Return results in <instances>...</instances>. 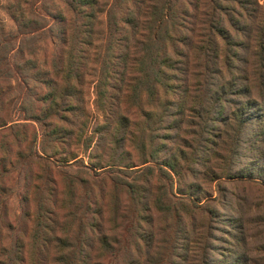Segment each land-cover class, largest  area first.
Segmentation results:
<instances>
[{"label": "trees", "instance_id": "16d2710c", "mask_svg": "<svg viewBox=\"0 0 264 264\" xmlns=\"http://www.w3.org/2000/svg\"><path fill=\"white\" fill-rule=\"evenodd\" d=\"M59 1L66 11L59 13L58 16H51L52 23L35 10L37 2L46 5L49 0L26 2L27 12L18 8L21 5H17L18 7L14 9L16 14L11 16L16 30L1 34L0 37V264H44L40 261V253L48 251L49 246L55 242H59L60 245L55 246L57 249L53 264H85L82 260L84 252L82 238H79V242L76 243L77 229H73L76 214L73 211L64 216L66 220L63 222L57 219L59 215L55 210L45 209L42 206V215L27 218L28 225L24 236L32 231V224L39 227L44 235L52 233L61 226L60 223L66 224L58 229V235L54 239L43 236V244L40 246L35 244L28 246L16 234V237L12 235L16 228L6 208L7 199L10 197L6 195L14 179L11 174L17 167H23L19 176L24 175L22 180L27 182L26 189L30 188L28 181L35 179L31 188L32 192L28 193L25 190L27 193L24 195L23 202L26 204L30 202L31 194L36 198V193L42 188L49 195L57 194L58 184L64 178L68 180V177H71V181H68L71 189L77 187L75 183L87 184L85 178L80 175L89 176L103 198L109 186L106 179L109 178L112 182L110 183V186L112 185L111 203L107 208L110 212L109 216L105 217L106 208L101 204L93 211L96 216L90 217L88 213L91 211L90 204L83 201L82 208L85 205L87 216L85 218L79 216L78 221L80 234L90 225L93 233L92 241L99 240L102 245L110 246L114 241L112 238L108 241L104 230L110 228H105L106 225L115 223L114 230H117L128 217L127 212H131L132 209L134 210L132 226L140 227L142 220H146L141 216V210L146 209L147 201L145 203V200L152 195L150 185L153 178L156 182L162 181L158 187L161 197L173 196L174 183L171 173L176 175L179 173L175 171L173 163L166 162L164 165H159L160 173L150 165L143 166L140 172L123 170L118 166L124 159H128V153L125 152L124 147L126 140L135 148L139 147L141 165L149 161L157 162L155 154L158 149L154 146L158 144L157 141L160 138L157 130L164 123L165 117L172 115L169 111L174 104L171 94L176 93L174 82L180 68L178 64L181 65L187 61L190 51L195 50L193 57L195 61H199L196 67L207 75H214L216 72L217 64L212 63V59L220 58L226 69H232L235 64L234 59L238 56L236 47L242 44V41L236 40V37L241 33L252 47L249 57L243 61L241 58V61L251 64L256 71L254 74L261 73L258 80H264V11L258 10L256 1L253 3L251 0ZM251 5H255V8H250ZM44 10L48 11V8ZM102 15L106 17L103 22ZM246 16L251 20L250 24L245 23ZM255 24L256 35L250 36L252 33L250 30ZM56 37L58 46H63V50L53 55L50 62H40L36 58L37 44L47 40H51L49 43L53 44ZM99 39H105L108 43L106 55L101 59L96 51L92 62L99 64V68L108 70V74L111 69L121 71L111 72L120 77L119 99H125L124 105H126L130 103L131 98L134 107L145 115L148 124L135 131H128L125 140L123 128L127 118L119 114L117 116L119 122L115 121L113 124L116 114L113 106L107 111V100L115 96L108 95L103 87L105 84L101 88L98 87L97 98L100 104L96 103V111L108 116H103L105 124L101 126L102 129L95 143L92 146L87 144L86 147L87 149L91 147L90 152L93 154L103 153L112 127L115 132L109 141L112 145L111 149L115 152L112 151L114 158L111 162L103 161L104 155H99L97 159L100 162L94 160L89 167L79 157L80 154L68 147L72 144L71 138L77 132L79 121L88 117V112L82 106L84 100L81 87L89 61L88 51ZM26 54L29 56L26 57ZM131 69L144 73L145 80H141V86L145 88L141 94L140 88H132L131 80L134 78L128 77ZM236 80L240 81V78L236 77ZM33 83L44 85L47 87V92L32 104L28 102V98L33 93L34 87L31 86ZM260 85L262 88V82ZM228 87H234L233 83ZM247 89L237 91L242 94L247 93ZM9 92H17L21 96L19 103L22 113L25 114L24 119L29 123L35 122L40 127L42 132L39 147L36 144L37 129H32L31 132L28 130L27 136L25 129L28 124L19 122V119H13L14 100L9 99L6 103L4 99L5 96H11ZM142 96L145 97V104L149 107L147 110L141 103ZM81 123L83 127L87 124L86 120ZM155 123L158 124L157 127H152ZM147 131H149L150 148L157 152L155 150L146 152ZM77 136L81 137L80 134ZM51 146L54 148L63 146L65 151L60 149L55 150L53 154H48L47 149ZM115 147L118 150H115ZM146 153L150 156H146ZM182 155L184 157L185 154L182 153ZM67 166H81L91 170L95 175L78 171V173L69 172L70 176L67 177L66 173L60 171ZM124 166L133 167L127 164ZM163 166L168 167L171 173ZM107 167H110L109 169L117 167L115 169L122 171L119 173L122 176L115 178L116 174H113L111 170H109L111 173L103 176L102 172ZM63 174L65 177H62ZM59 178H61L60 181H57ZM38 180H41V183L36 185ZM42 185L45 186L41 187ZM166 187L168 191H164ZM95 188L91 186V190ZM69 193L68 200L72 204L75 194L72 190H69ZM181 194L184 195V193ZM37 201L40 205L41 197ZM179 202L186 206L181 208V211L188 213L191 204L183 199ZM177 203H168L163 198H159L153 202V205L163 216L170 217L173 214L178 215L180 207ZM89 221H91L90 224ZM32 238L33 234L29 236L30 240ZM148 242H152V239H148Z\"/></svg>", "mask_w": 264, "mask_h": 264}, {"label": "rangeland", "instance_id": "374dc122", "mask_svg": "<svg viewBox=\"0 0 264 264\" xmlns=\"http://www.w3.org/2000/svg\"><path fill=\"white\" fill-rule=\"evenodd\" d=\"M30 1L0 0V37L1 34L16 30L11 17L16 14L14 9L18 7L17 5H21L18 8L27 12L28 4L26 2ZM255 1L258 10L264 11V0H251L252 3ZM36 7V12L44 15L50 23H52L51 16H58L59 13L66 11L59 0H49L46 5L37 2ZM44 8H48V11H45ZM250 8H255V5H251ZM101 17L103 22L106 17L104 15ZM245 23H251L248 16L245 18ZM250 31L252 32L250 36L256 35V24ZM236 40L242 41V44L236 47L238 56L237 59H234L235 64L232 69H226L220 58L212 59V63L217 64L215 76L205 74L199 67H196L199 61H195L193 57L195 50L190 51L187 61L181 65L178 64L180 68L174 82L176 93L171 94L174 104L169 114L172 115L165 117L164 123L157 130L160 138L157 141L158 144L154 146L158 152L150 148L149 131H147L145 139L146 147H148L146 152L155 150L157 162L149 161L142 165L140 164L139 147L135 148L131 145L126 140V135L128 131L145 127L148 121L145 115L134 107L131 98L130 103H126V105H124L125 99H119L120 77L111 72L121 71L109 68L111 71L108 74V70L99 68V64L92 62L96 51L100 54L101 59L106 55L108 43L105 39L97 40L94 47L88 51L89 61L85 68L84 83L81 87L84 100L82 106L88 112V117L79 121L77 132H74L75 134L71 138L72 144L68 149L80 154L79 157L89 167L92 166L94 160L100 162L97 159L99 155H104L103 161L111 162L113 160L112 151L114 149H111L112 145L109 141L115 132L112 127L103 153L93 154L90 152L91 147L89 149L86 147L87 144L92 146L95 143L99 131L102 129L101 126L105 124L103 116H108L97 112L95 108L96 103H99L98 87L101 88L105 84L103 87L108 95L115 96V98L107 100V111L112 106L115 110L116 117L113 124L115 121L119 122L117 118L119 114H123L127 118L123 131H125L124 136L127 142L124 147L125 152L128 153V159L119 161L121 163L118 167L123 170L140 172L143 166L150 165L160 173L159 165H164L166 162L173 163L175 171L179 172L178 175L172 174L168 167L163 166L172 175L173 196L161 197L158 187L162 181L159 183L153 178L150 185L152 195L145 200V203L147 201L146 209L141 210V216L146 220H142L140 227L136 228L132 226L134 210L128 211V217L117 230H114L115 223L106 225L105 228L112 230L106 229L104 233L107 234L108 241L112 238L114 243L104 246L99 240L92 241L93 233L90 225L86 231L83 229L80 234L78 217L85 218L87 216L85 205L82 208L83 201L90 204L91 211L88 212L90 217L96 216L93 211L96 206L101 204L106 208L105 217L109 216L110 212L107 208L111 203L110 194L112 193V185L110 186L112 182L109 178L106 179L109 186L104 197L101 198L98 187L95 188L89 176L80 175L85 178L87 184L75 183L77 187L71 189L68 182L71 181V177H68L70 176L69 172L84 171L89 172L90 175L94 173L81 166H67L61 168L60 171L67 174L68 180L64 178L60 181L62 177H65L64 174L57 180L60 181L57 194L49 195L42 188L36 193V198L31 194L30 202L26 204L23 202L24 195L27 193L26 191L32 192L31 188L35 179L28 181L30 188L26 189L27 182L22 180L24 175L19 176L23 167L19 166L11 174L14 179L11 183L12 187L6 195L10 196L7 199L6 208L12 221L15 222L16 228L12 235L16 234L28 246L34 244L40 246L43 244V236L54 239L58 235V229L65 226V223L59 222L61 226L57 227L55 232L46 233V235L39 227L32 224V231L24 236L28 225L27 218L36 217L38 214L42 215L43 206L45 209L55 210L59 215L57 219L63 222L66 220L64 216L68 215L70 211L76 214L73 229H77L76 243L79 242V238H82L84 245L82 260L85 264H264V80H258L261 73L254 74L256 71L251 64L242 62L246 60V57H249V52L252 51L248 40L241 33L238 34ZM50 41L38 44L34 42L37 44L36 58L42 63L50 62L53 55L63 50V46H58L57 37L53 44L49 43ZM27 56L29 55L26 54ZM186 63H188L187 66ZM128 77L134 78L131 80L132 88H140L139 93H143L145 87L141 86V80H145L144 73L131 69ZM236 77H239L240 81L236 80ZM232 83L234 87L229 88L228 85ZM31 86L34 87V90L31 96L29 95L28 102L33 104L47 92V87L37 83L31 84ZM240 89H247V93L239 94L237 90ZM9 93L11 96H5L4 99L6 103L9 99L14 100L13 119H19V122L28 124L25 129L27 136L29 131L37 129L36 144L39 147L42 132L40 127L37 123H29L24 119L25 114L22 113L19 103L21 96L17 92ZM141 103L146 107V110L149 109L145 104L144 96L141 98ZM36 107L38 106L36 105ZM39 116L41 118V115ZM85 120L87 124H84L83 127L81 122ZM157 125L155 123L152 127H157ZM77 134H80L81 137ZM60 149L65 151L63 146L58 148L51 146L47 152L53 154L55 150L59 151ZM115 150L118 148L115 147ZM182 153L185 154L184 157ZM146 156H150L149 153H146ZM58 158L60 159V157ZM117 159L119 160V157ZM126 164L127 166L133 165V167H125ZM110 167H107L103 172L97 171L102 172L103 176L111 173L109 170L116 174L115 178L122 176L119 174L122 171L115 169L117 167L109 169ZM98 177L101 178L100 175ZM39 183L41 180H38L36 185ZM43 186L45 185L41 187ZM91 186L95 188L94 192L91 190ZM69 190L75 194L72 204L68 200ZM165 190L169 189L166 187ZM40 197L41 204L39 205L37 199ZM159 198H163L168 203L178 202L177 205L180 207L178 215L163 216L153 205V202ZM181 199L191 204L188 213L181 211V208L186 207L181 205L182 203L180 204ZM32 234L33 238L30 240L29 236ZM148 239H152V242H148ZM56 244L60 245L59 242L52 243L48 251L40 253L41 263L53 264Z\"/></svg>", "mask_w": 264, "mask_h": 264}]
</instances>
